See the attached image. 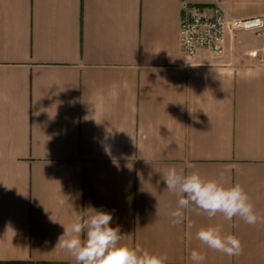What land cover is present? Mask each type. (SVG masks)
Returning a JSON list of instances; mask_svg holds the SVG:
<instances>
[{
    "label": "crops",
    "instance_id": "1",
    "mask_svg": "<svg viewBox=\"0 0 264 264\" xmlns=\"http://www.w3.org/2000/svg\"><path fill=\"white\" fill-rule=\"evenodd\" d=\"M184 4L264 19V0H0V264H75L62 225L92 210L168 264H264V222L170 223L172 166L241 184L264 217V33L187 56ZM210 225L243 253L197 240Z\"/></svg>",
    "mask_w": 264,
    "mask_h": 264
},
{
    "label": "clouds",
    "instance_id": "2",
    "mask_svg": "<svg viewBox=\"0 0 264 264\" xmlns=\"http://www.w3.org/2000/svg\"><path fill=\"white\" fill-rule=\"evenodd\" d=\"M162 178L167 191L177 197L176 208L169 213L173 226L184 221L185 212L197 215L203 212L209 219L219 213L225 220L238 217L249 225L264 222L239 183L226 186L217 179L202 177L199 171L185 173L175 166L166 169ZM112 220L113 214L103 210L77 215L72 223L62 225L64 231L57 245L74 258L75 264H168L166 254L150 252L139 243L134 246L124 243L127 235L121 233L119 226H111ZM187 227L192 228V223ZM196 239L229 257L243 253L239 237L223 234L219 225L200 228ZM205 259L199 250L193 249L190 253L192 264H203Z\"/></svg>",
    "mask_w": 264,
    "mask_h": 264
},
{
    "label": "built area",
    "instance_id": "3",
    "mask_svg": "<svg viewBox=\"0 0 264 264\" xmlns=\"http://www.w3.org/2000/svg\"><path fill=\"white\" fill-rule=\"evenodd\" d=\"M264 19L231 18L219 5L204 8L184 4L180 22V47L183 54L195 56L201 50L221 55L225 50V41L229 33L254 30L263 34Z\"/></svg>",
    "mask_w": 264,
    "mask_h": 264
},
{
    "label": "rangeland",
    "instance_id": "4",
    "mask_svg": "<svg viewBox=\"0 0 264 264\" xmlns=\"http://www.w3.org/2000/svg\"><path fill=\"white\" fill-rule=\"evenodd\" d=\"M247 31H251V32H253V33H255V34H257L254 30H247ZM264 33V32H263Z\"/></svg>",
    "mask_w": 264,
    "mask_h": 264
}]
</instances>
